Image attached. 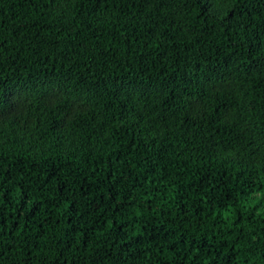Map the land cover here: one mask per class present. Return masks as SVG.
Segmentation results:
<instances>
[{"label":"trees","instance_id":"obj_1","mask_svg":"<svg viewBox=\"0 0 264 264\" xmlns=\"http://www.w3.org/2000/svg\"><path fill=\"white\" fill-rule=\"evenodd\" d=\"M0 264H264V0H0Z\"/></svg>","mask_w":264,"mask_h":264}]
</instances>
